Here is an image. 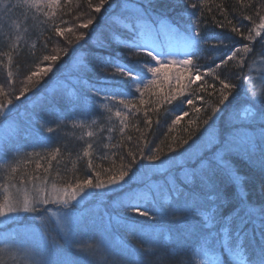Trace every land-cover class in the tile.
I'll list each match as a JSON object with an SVG mask.
<instances>
[{
    "label": "snow or ice",
    "instance_id": "6c2138e0",
    "mask_svg": "<svg viewBox=\"0 0 264 264\" xmlns=\"http://www.w3.org/2000/svg\"><path fill=\"white\" fill-rule=\"evenodd\" d=\"M113 2L114 0H101L100 6H96L94 10L100 12L105 3H108L111 8ZM203 2L204 0H200L201 6ZM152 3L153 0H147V6H144L136 4L135 0H122L121 15L114 17V20L126 33L120 46L127 50L128 57L127 60L121 59L119 56L104 58L103 70L111 69V77L105 76L102 81L94 84L86 83L82 92L73 91L71 95L67 96L60 95L58 88L49 90V99L56 107L66 102L72 110L79 109L81 112V116L71 120V126L88 129L80 137L81 139H84L85 136L89 138L85 141L80 155L81 158H89L87 167L93 170L92 178L75 177L60 186L56 182L49 184V177L52 175L53 169L52 161L57 160L61 148L55 147L45 155L35 151L21 153L14 147H7L11 144L12 139L19 135L20 128L9 119L11 111L8 106L12 104V99H8L6 103H0V126L9 130L8 135L0 137V171L3 173V176L0 177V192H2V196H0V224L5 228L10 223L18 225L17 231L6 230L0 235V264H4L3 257L5 255H19L21 252L27 257L25 264H82L83 260H86L87 264H122V261L128 258L141 255L127 243L119 246L113 245L107 239V229L102 230L99 235L86 239L79 238L85 225L82 217L76 215L75 204L79 203L80 199L87 200L88 197L99 195L95 190H107L111 193L123 192L126 184L144 183L142 177L145 173L141 172V167L144 165H141V161H159L161 159L160 150L157 148L153 151L147 147V141H145V148L139 150V155L131 150L127 151L126 156L130 159L126 167L122 166L115 173H112L110 169H104L109 173L104 179L92 164V150L98 135L97 131L93 130V126H97L99 132L106 130L108 136L105 139L108 141L112 140L113 132L119 131L122 137L120 143L116 145L106 143L103 144L104 148L123 147L124 132L130 126L129 114L133 110L139 113L141 107L152 105L143 112L144 122L150 130L153 120L149 117V112L155 113L160 107L172 105L173 101L177 99L173 91L163 90L160 82L161 74L173 65L178 64L186 70L189 66H193L192 58L199 56L204 50L203 46L210 40H217L219 44L224 43L223 39L214 34L202 36L199 24H192L182 30L177 24L169 21L165 15L150 14L148 9ZM59 4L60 0H14V2L8 0L3 5L0 15H7L17 9L21 11L22 19L13 25L17 33L21 29L28 32L29 28L39 21L45 25L52 23L51 30L57 35L63 36L64 31L56 27L54 21ZM190 7L197 9L198 3L192 2ZM256 16L258 20H254L251 15L243 16L244 20L252 21L250 27L233 24L229 19L228 24L232 25L231 32L243 37L249 43L232 49L223 59L209 66L203 74L200 73L199 66H196V74L189 77L192 84L200 81L203 76H212L214 80L219 81V99L213 113L204 120V124L208 126L205 132L214 127L213 116L221 111V107L225 106L229 97L235 99L239 95V88L244 89L245 94L248 95V102L252 105L242 115L238 114L234 122H231V138L222 137L212 158L208 160L203 157L198 158L196 165H192L191 170L185 172L187 179L181 181L185 188L199 185L202 191L207 193V200L213 202L211 208L202 212L200 209L203 201L195 198L191 192L186 196L175 178L164 187L154 188L151 185H145L139 193L135 189H131V194L127 196V199L119 202L121 209L148 219L158 217L162 219L168 215L169 209H171L174 213L182 214L176 216L175 219L184 226L187 225L188 215L201 217L200 224L205 235L200 243L192 248L185 259L178 264H222L221 257L223 255H227L232 264H264V247L260 249L258 255L250 256L243 243L249 235V231L246 230L248 225H251L252 233L258 231L261 239H264V204L255 206L248 202L246 195H241L233 213L225 217L218 212V206L214 202L219 199V195L213 191L214 177L218 172L227 175L237 185L243 183L244 178L232 167L231 157L233 155L241 156L251 165L259 167L264 173V95H257L248 87L249 84L253 87L256 84L264 86V72L260 73L258 77H254L252 69L245 63V54H254L255 52L251 45L257 42V38H260L258 41L261 48L259 54L264 56V15L257 12ZM41 17L43 20L40 19ZM93 23L94 21L89 19L79 27L88 28ZM217 26L223 27L224 25L222 22H217ZM241 28H246V33L242 32ZM2 29L3 25L0 23V30ZM65 31H71V28ZM9 39V50L4 55L7 56L8 65L11 66L13 54H18L20 36L17 35L14 40L11 37ZM83 39V34L77 36L78 41ZM238 53L241 55L238 56ZM64 55L68 56L69 54L65 51ZM74 55L75 53H73ZM73 56H69V60L65 63L71 61ZM141 56H146L149 59H137ZM58 59L57 55H43L41 63L43 61L56 62ZM230 61H234L242 70L235 73V76L242 81L239 86L229 82L223 72L218 74L216 71V69H222L223 66L228 65ZM51 71V66L41 68V72L44 73ZM57 71L59 72L60 69ZM12 75V71L9 70L8 76L12 77ZM182 75L183 73H179L175 76L177 85H179ZM37 76L38 73L35 71L28 72L24 76L23 87L19 90V94L14 96L15 100L20 101L28 92L39 95L48 88V84L34 80V77ZM164 78L167 80L166 74ZM52 80H58V77L54 75ZM98 84L99 86H97ZM207 87L213 90L210 95H215L216 84L210 83ZM201 90H203V86ZM176 91L182 93V89L178 88ZM134 93L138 95H134ZM5 95L7 94L5 93ZM197 99L203 100L204 98L197 97ZM193 104L194 100L191 97L180 101L176 108L172 109L177 112L172 124H179L185 116H188L189 113L184 110V106ZM224 110L227 111V107ZM92 111H95L100 120L105 123L101 124L100 120L84 115ZM195 111L200 113L201 108L197 107ZM62 115L63 113H56L55 127L46 123L40 125L44 132L50 134L43 138L45 143L52 138V134H58L61 130ZM113 117L118 120V126L112 123ZM88 120L90 123H87ZM209 121L212 123L210 124ZM156 123L159 124V120ZM136 130L139 131V128ZM126 139L131 140V137ZM182 144L188 145L189 140L184 139ZM191 147L192 145H189V148ZM176 150L177 145L174 142L169 151L176 152ZM184 151L188 152L189 149ZM10 152L11 155H9ZM33 157L39 158L35 164L36 169L42 167L40 159L48 160L43 176L38 172L29 173L27 171V165L32 162ZM101 158L106 159L107 157L102 156ZM174 159L175 157H170L168 161L170 168L177 167L172 163ZM178 167L183 169L184 165ZM56 175L59 176V172ZM260 187L264 191V184H261ZM169 201L170 203H168ZM50 205L53 207L50 208ZM37 213H43V215L37 217L35 215ZM27 217H30V223L25 226L22 218ZM116 220H124L127 225L126 231L138 238L144 245V255H161L162 238L168 239L162 231H157L155 226H149L151 231L143 226H137L131 216L116 217ZM112 223L113 217L110 216L109 226ZM49 225H52L51 229ZM169 231L171 230L169 229ZM180 235L182 233L178 230L177 236ZM56 236H59L63 242L62 245L57 242ZM173 252L180 254L175 248ZM210 252L213 254L210 255ZM164 255L167 256L166 251ZM137 264H142V262L137 261Z\"/></svg>",
    "mask_w": 264,
    "mask_h": 264
},
{
    "label": "trees",
    "instance_id": "16d2710c",
    "mask_svg": "<svg viewBox=\"0 0 264 264\" xmlns=\"http://www.w3.org/2000/svg\"><path fill=\"white\" fill-rule=\"evenodd\" d=\"M73 1L74 0H60V4L56 9L57 15L54 18L55 25L64 31L63 36L57 35L56 32L51 30L53 27L52 23L45 25L39 21H36L29 28L28 32H24L21 29L19 33H17L13 25L22 19L21 11L17 9L7 15H0V23L3 25V29L0 30V103H6L8 99H12V104L8 106L11 111L9 119L11 121H22V125H28L31 129L33 128V132H35V134H33L34 136L37 135L41 137L43 129L40 127H36L37 129H35L33 126L28 124L29 121L27 122L21 115L26 109L30 110L29 107L33 103H37L36 99L39 95H34L33 92H28L21 98L20 101L14 99V96L19 94V90L23 87L22 82L24 80V76L28 72H39L43 66H51L52 70L53 68L56 70L60 69L59 72H56L58 80H52L51 83L48 84V87L52 84L61 85L63 83H74L72 79L80 78L81 75L84 76L87 84H94L98 81H102L103 79L102 73L104 72L105 74V70H103V60L105 57L119 56L124 60H127L128 57L126 50L124 51L120 46V42L125 39L126 33L118 26L117 23H110V20H112L113 17L121 10L122 0H114L111 8H109L108 3H105L101 8V11L96 12L95 14L94 8L96 6H100L101 0H89V2L86 0H77L76 3L80 1L78 4H80L79 6L83 10V12L80 13H77L79 7H75V1L73 5L71 4ZM7 2L8 0H0V12H2L3 5ZM192 2L198 3L197 9H192L190 7ZM135 3L147 6V0H135ZM148 10L150 14L153 15H165L169 21L177 24L182 30L192 24H199L202 36L214 34L215 36L223 39L224 43L219 44L217 40H210L203 46L204 50L199 54V56L192 58L194 61L193 66H189V68L184 71L185 83L182 86L185 87H182V93L180 95H176L178 98L173 101L172 105H164L155 113L151 111L149 112V117L153 120V125L150 130L144 122L143 112L146 108L151 107L152 105L141 107L139 113L133 110V112L129 114L130 126L125 129L123 147L104 148L103 144L106 143H111L113 145L119 144L122 137L119 131H116L112 133V140L108 141L105 139L108 136L107 131L105 130L104 132L98 133V127L93 126V130L98 133L92 150L93 168L101 173L102 178L106 179L109 173L105 172L104 169H110L112 173H115L122 166L126 167L128 160L130 159L126 156L127 151L131 150L139 155V150L141 148H145V141H147V147L151 148L153 151L159 148L161 159L155 162L141 161V165H144V168L147 171L144 172L145 175L142 177L143 181L152 182L154 186H156L155 184L166 186L168 182L175 178L177 184L181 187V190L186 196L189 192H191L195 198L203 201L200 210L202 212H206L211 208L213 203L207 200V193L202 191L199 185H193L190 188H185L181 184V181L187 179L185 172L190 171L192 165H196L198 158L203 157L205 160L212 158L214 150L220 143L222 137L231 138V122L233 121L232 118H230V115L233 111L239 106L252 105L248 102V95L245 94L244 89L239 88V95H237L235 99L229 97V101L225 102V106L221 107V111L213 116V120L215 121L214 127L210 131L205 132V129L208 126L204 124V120L213 113L219 99V81L214 80L212 76H203L200 81L192 84L190 83L189 77L196 74V66H199L200 73L203 74L207 71L209 66H212L214 63L223 59L232 49L249 43L244 40L243 37L237 36L235 33L231 32L232 25L228 24V20L231 19L233 24H243L249 27L252 26V21L244 20L243 16L251 15L254 20H258L256 16L257 12L264 15V0H204L202 6L200 4V0H153L152 6L149 7ZM77 14L78 16L76 17ZM88 17H92L94 23L89 25L88 28H83L82 32L78 33V35L83 34L87 38L91 32H94L96 34L95 36H97L100 34H97L96 31L105 28V32L107 33L103 32L104 36H102V41L100 42L101 53L99 54V58L91 57V59H88L87 64L91 69L88 68L87 71H83L81 68H74L76 60L72 61V66L65 63V61H68L69 59V57L64 55L65 50H67L72 43L75 44L78 41L76 36L73 37L74 34H66L65 29L71 28L75 31L79 26V22L85 21ZM40 19L43 20V17ZM217 22H222L224 26L218 27ZM241 31L246 33V28H241ZM108 33L110 35H108ZM112 34H115V37ZM17 35L20 36L18 54H13V63L9 66L7 56H5L4 53L9 50V37L14 40ZM259 40L260 38H257V42L251 45L254 47V54H245V63L252 69L254 77H258L260 73L264 72V67L261 72L255 69L259 63L260 66L264 65V56L259 54L261 51L260 44L258 42ZM45 44L47 45L46 47ZM70 48L67 51L68 53ZM89 48L90 47L84 49V54L89 53ZM121 49L123 51H121ZM43 55H57L59 59L56 62L43 61L41 63ZM237 55L239 56L241 54L238 53ZM147 58L144 56L137 57V59L145 60ZM61 65H63V68H61ZM9 70L13 73L12 77L8 76ZM106 71L111 73V69ZM216 71L218 74L223 72L227 76L229 82L236 83L238 86L242 82L241 79L235 76L236 72L242 70L234 61H230L228 65L223 66L222 69H216ZM34 80L41 81V79H35V77ZM210 83L216 84L215 95H210L213 91L211 88L207 87ZM97 86H99V84ZM202 86L203 90H201ZM85 87L86 85L84 84L83 89L78 91L82 92ZM248 87L250 91H255L257 95H264V86L256 84L255 87H253V85L249 84ZM163 90L165 89L163 88ZM171 90L172 88L170 87V89L165 91ZM44 91L41 93L43 94ZM5 93L7 95H5ZM69 93L71 95V92H67V94ZM67 94H65V96H67ZM60 95H62V93ZM29 97H32V99H29ZM188 97H191L194 100L193 105L184 106V110L189 113L188 116H185L179 124L173 125L172 120L175 118L177 112L172 111V109L176 108L180 101L185 100ZM197 97H203L204 99L200 100L197 99ZM41 101V104H45L47 106L46 101ZM63 104H65L64 109L71 108V106L65 102L60 105L62 109ZM52 105L53 109L58 108L53 103ZM197 107L201 108L200 113L195 111ZM225 107H227V111L224 110ZM78 111L79 109H77V112ZM84 115L96 118L94 113H85ZM77 116H81V114H77ZM77 116L75 115L73 118ZM157 120H159V124L156 123ZM47 121L50 122L53 127L55 126V124L50 120ZM87 123H90V120H88ZM100 123L103 124V121ZM209 123L211 124L212 121H209ZM70 124L71 122H68L67 120L66 124L61 126V130L58 134H52V136L56 137H53V139L57 140L56 145L52 148L45 149V151L42 152V154L47 155V153L55 147L61 148V153L57 157V160L52 161L53 169L52 175L49 177V184L56 182L59 186L63 185L67 180L75 177L83 179L85 177L92 178L94 175L93 170L87 167V161L89 158H81L80 155L83 147L85 146V141L89 138H80L83 134V130H76L75 132L70 131L72 128ZM132 125H135L136 127H133ZM137 128H139V131L136 130ZM129 136L131 137V140L126 139ZM207 136L208 139L213 140V145L210 149L199 154L194 159L180 161L181 164H175L177 167H171L165 170L158 169V167L161 164H164V162H166L170 157L178 156V154L183 153L185 149L190 150L194 145L200 143ZM212 136H214V139ZM66 137H68V142L66 143L68 147L63 145L65 143L59 145L61 140ZM184 139L189 140L188 145L182 144ZM21 141L23 140L21 139ZM193 141H195V144H193ZM174 142L177 145V150L176 152H170L169 148ZM189 145H192V147L189 148ZM102 156H106L107 158L103 159L101 158ZM37 159L39 158L32 159V162L27 165V171L29 173L38 172L41 176H43L44 167L47 166L48 160L40 159L39 162L42 167L40 169H36L35 164ZM231 161L233 169L244 178L242 184L237 185L233 183L230 178L222 172H218L214 177L215 187L213 191L215 194L219 195V199H217L214 203L218 206L219 214L225 217H228L233 213L236 208L238 198L241 195H246L248 202L255 206L264 204V191H262L260 187L261 184H264V173L261 172L259 167L251 165L246 159L239 155H233L231 157ZM182 164L184 165V168L180 169L178 166ZM133 171H135V169H133ZM57 172H59V176L56 175ZM129 176L131 177V173ZM127 179L128 178L126 177V180ZM93 182L95 183V180H93ZM139 185L140 184L136 183L131 185L126 184L123 192L117 191L115 193L108 192L107 190H95L99 193V195L89 197L87 200H84L81 205L75 206L76 215L89 212L95 207L101 208L100 213L102 216V222L94 226H90L88 222L84 230L87 227H90L92 230L91 234L94 236L99 235L102 230L107 229V239L113 245L118 246L119 243H127L136 249L138 253H141V255L122 261V264H137V261H141L142 264H178V262L185 259L192 248L196 247L197 244L200 243L202 237L205 235V232L202 230L200 224L201 217L188 215L187 225L184 226L180 225L175 219L176 216H181L182 214L174 213L171 209H169L168 215H165L162 219L159 217L156 219L139 217L134 213H129L126 210L121 209L119 207V202L127 199V196L131 194V189H135L137 192ZM168 203H170V201ZM165 206L167 207V204H165ZM49 207L51 208L53 206L50 205ZM42 214L43 213H37L35 215L39 217ZM110 216L113 217V223L109 226ZM129 216H131L132 220L137 223V226H143L150 231L152 229L149 226H155L157 231H162L168 237L167 240L162 238L160 246L161 255H144V245L140 243L138 238L134 239V236L131 237L132 235L126 231L127 225L124 220H116V217ZM29 223L30 221L28 224ZM49 226L52 227V225ZM169 229L171 231H169ZM178 230L182 233V235L177 236ZM246 230L249 231V235L243 242L244 246L247 248L250 256L258 255L260 249L264 247V239H261L258 231L255 233L251 232V225H248ZM81 235L82 232H80L79 238ZM55 238L59 244H63L59 236H56ZM174 248L178 250L180 253L179 255L173 252ZM165 251L167 252V256L164 255ZM221 261L222 264H232V261L227 255H223L221 257ZM82 264H87V261L83 260Z\"/></svg>",
    "mask_w": 264,
    "mask_h": 264
},
{
    "label": "rangeland",
    "instance_id": "374dc122",
    "mask_svg": "<svg viewBox=\"0 0 264 264\" xmlns=\"http://www.w3.org/2000/svg\"><path fill=\"white\" fill-rule=\"evenodd\" d=\"M75 1V7H79V9H78V12L77 13H80V12H83V10L81 9V7L79 6L80 4H78V3H80V1H78L77 3H76V1L77 0H74ZM74 1L73 2H71V4L73 5V3H74ZM87 2H89V0H86ZM138 1V0H137ZM63 9V8H62ZM64 10V9H63ZM96 13V11L94 12V14ZM93 14V15H94ZM115 15V14H114ZM121 15V10L117 13V15L116 16H114V17H117V16H120ZM78 16V14L76 15V17ZM114 17H113V19L112 20H110V23H113V24H116V22H115V20H114ZM89 19H92L93 20V18L92 17H88L85 21H81V22H79V25L80 24H82V23H86ZM112 21V22H111ZM82 29L83 28H81V27H79L78 26V28H76V30L74 31V30H72L71 29V31H65V33L66 34H74V36L73 37H77L78 36V33H81L82 32ZM66 30V29H65ZM96 34L94 33V32H91L90 34H89V36H87V38H86V36H84V39L83 40H79V41H77L75 44L74 43H72L69 47H68V49L70 48V51H69V55L68 56H66V57H69V56H73V53H75V55L73 56V59L71 60V61H69L68 62V64L70 65V66H72V61L73 60H75L76 58H78L77 59V61L75 62V65H74V68H76L77 66H80V65H83V59H84V52H85V50L84 49H86L87 47H90L91 46V48H93V45H94V43L97 41L98 42V44H100V42L102 41V35H97V36H95ZM108 35H110L109 33H108ZM114 37H115V34H112ZM117 38V37H116ZM89 43H88V42ZM84 43H85V46H84ZM88 43V44H87ZM74 44V45H73ZM86 47V48H85ZM68 49L67 50H65V51H68ZM122 49L125 51L126 49H124L123 47H122ZM121 49V51H123ZM126 54H127V50H126ZM128 55V54H127ZM144 57H146V56H144ZM147 58V57H146ZM147 59H149V58H147ZM69 60V59H68ZM257 65V64H256ZM44 67V66H43ZM263 67H264V65H261L260 66V63L255 67V69L257 70V71H259V72H261L262 70H263ZM58 70V69H57ZM55 68H53V70L51 71V72H48V73H44V72H41V70L39 71V72H37L38 73V76L37 77H35V79H41V81L42 80H44V81H42V83H46V82H48V81H52V77L54 76V75H56L57 73L56 72H58ZM185 69L184 68H181L180 67V65H173V66H170L165 72H163L162 74H161V85H162V87L165 89V90H168V89H170V87L172 88V90L171 91H173V94L174 95H180L181 94V92H179V91H176V89H182V91H183V88L182 87H185V86H182L184 83H185ZM179 73H183V75L181 76V79H180V83H179V85H177V83H176V80H175V76L177 75V74H179ZM103 75H102V77H105V76H109V77H111V75H112V73H109V71H105V74H104V72L102 73ZM165 74H166V76H167V80H165ZM259 76V75H258ZM73 80V82L74 83H63V84H61L62 86H64V89H68V91L69 92H73V91H75V92H80V91H78V90H80V89H83V87H84V84L86 85V79L84 78V76L83 75H81L80 76V78H76V79H72ZM164 83V84H163ZM46 84H50L49 82L48 83H46ZM53 85V84H52ZM55 88H57V87H55ZM65 94H67V93H65ZM135 94V93H134ZM67 95H70V93L69 94H67ZM136 95V94H135ZM154 99V98H153ZM63 109H64V107H65V104H63ZM252 106H249V105H245V106H239L231 115H230V118H232V121L234 122L235 121V119H236V116L239 114V115H242L243 113H244V111L246 110V109H248V108H251ZM58 109H62V108H58ZM71 109V108H70ZM55 110H57V109H55ZM58 113V112H57ZM71 113H72V115H77V111L75 110V111H71ZM92 113H94V116L96 117V119H98V120H100V117L95 113V111H92V112H89L88 114H92ZM105 115H106V113H105ZM171 115V114H170ZM172 116V115H171ZM32 119H34V118H32ZM36 119H34V121H35ZM101 121H103V120H100V122ZM15 122V125H18L19 126V128H20V131H19V135L18 136H16V137H14L13 139H12V141H11V144L10 145H8L7 147H9V148H12V147H14L15 149H18L21 153H30V152H33V151H35V152H40V153H42V152H44L45 151V149H48V148H52L53 146H55L56 145V143H57V140L56 139H53V137H55V136H52V138L47 142V143H45L44 142V137L45 136H49V134L48 133H46V132H44L43 130H42V133L43 134H41V137H39V136H37V135H33V134H35V132H33V128L31 129L28 125H21V123H18V122H16V121H14ZM28 122V121H27ZM48 124V125H51L52 126V124L50 123V122H48L47 120H37V123L35 122V123H30V122H28V124H30L31 126H33L35 129H37L36 127H40V125L41 124ZM65 122H63V124H64ZM105 123V121H103V124ZM112 123L114 124V125H117L118 126V120L115 118V117H113V121H112ZM55 127V126H54ZM41 128V127H40ZM42 129V128H41ZM78 131V130H83V133L85 132V131H87L88 129H81V128H79V127H77V128H71V131L72 132H75V131ZM31 132V133H30ZM213 132V131H212ZM98 133H101V132H99L98 131ZM9 134V130L8 129H6V128H4L3 126H0V137H4L5 135H8ZM208 135V134H207ZM98 136V135H97ZM86 137V136H85ZM213 137V139H214V136H212ZM56 138V137H55ZM68 137H66V138H63V140H61V143H59V145H61V144H63V143H65V144H63V145H65L66 147H68L67 146V139ZM21 139L23 140V141H21ZM212 145H213V140L212 139H208V136L207 137H205L200 143H198V144H196V145H194L193 146V148H191L188 152H183V153H179L178 154V156H176L175 157V159H174V161H172V163L173 164H181V162L180 161H183V160H186V159H194L195 157H197L199 154H201V153H203V152H205V151H207L208 149H210L211 147H212ZM9 155H11V152L9 153ZM34 158H36V157H33L32 159H34ZM176 158H177V161H176ZM170 159V158H169ZM169 159L166 161V162H164V164H161L159 167H158V169H160V170H165V169H168V168H170V164L168 163V161H169ZM176 161V162H175ZM162 163V162H161ZM141 172L142 173H144V172H147L146 171V169L144 168V167H141ZM3 176V173H2V171H0V177H2ZM147 183V184H146ZM159 184H160V182H159ZM145 185H153L152 184V182H149V181H144V183H142V184H140L139 186H140V190L137 192V193H139V192H141L143 189H144V187H145ZM156 186H154V188L155 187H164V185H158V184H155ZM60 186V185H59ZM0 196H2V192H0ZM89 198V197H88ZM84 201V199H80V201H79V203H77V204H75V206H79V205H81L82 204V202ZM52 208V207H51ZM55 210V209H54ZM96 211H98V210H96ZM85 213H83V214H80V215H77V216H80V217H82V219H83V221H84V225L86 226V223L87 222H89L90 221V218H88L87 216H85L84 215ZM43 215V214H42ZM92 219H94V220H99L100 219V217H96V218H92ZM26 220H28V221H26ZM29 220H30V218H22V222H23V224L25 225V226H27L28 225V222H29ZM85 226L82 228V235H81V239H86L87 237H92L93 236V234H91V229H90V227H87L85 230H84V228H85ZM17 229H18V225H16V224H12V223H10V224H8V226H7V228H5V226L4 225H2V224H0V235H2L3 234V232L4 231H6V230H11V231H13V232H15V231H17ZM88 229H90V230H88ZM88 230V231H87ZM211 254H213L212 252H211ZM3 260H4V264H25V261L27 260V257H25L24 256V254L21 252V253H19V255H15V254H7V255H5L4 257H3ZM6 262V263H5Z\"/></svg>",
    "mask_w": 264,
    "mask_h": 264
},
{
    "label": "bare ground",
    "instance_id": "6f19581e",
    "mask_svg": "<svg viewBox=\"0 0 264 264\" xmlns=\"http://www.w3.org/2000/svg\"><path fill=\"white\" fill-rule=\"evenodd\" d=\"M105 31H106V28L105 29H102V30H97L96 33L104 36V33H107ZM105 35H107V34H105ZM88 51H89V53L84 54V59L82 60L83 61V65L77 66L78 68L83 69V71H87L88 68H90V66H88V64H87L88 63L87 62L88 59H91V57L92 58H99V54L101 53L100 44H98V42L96 41L94 43V45H93V48H91V46H90V48L88 49ZM77 59L78 58H76L75 60L77 61ZM74 65H75V63H74ZM55 87H57L59 89V94L62 93V95H65V92L66 93L69 92V91H67V89H64V86H62L60 84L51 85L50 87H48L47 89H45L46 91H44L43 94L42 93L39 94L38 98L36 99V102L37 103H33L29 107L30 110H27L26 109L23 112V114L21 115L23 117V119H25L26 121H29L31 123H35V122L37 123V120H50L51 122L54 123L56 121V119H57L56 113L58 112V113H63V115L61 116V119L63 120V122H65L64 124H66L67 120H68V122H71V120L73 119V117L76 115V114L75 115H72V113H71V111H74V110H72V109H58V108H61V106L58 107L57 110H55V109H53L52 102L49 101L50 100L49 99V95H48L49 90L52 89V88H55ZM41 100L46 101L47 106L45 104H41V102H42ZM77 114H81L80 110L77 112ZM64 117H67V119H64ZM32 118H34L36 120L34 121V119H32ZM16 122H18V121H16ZM21 122H18V123H21ZM137 189L139 191L140 190V186ZM99 209H101V208H99ZM96 210L97 209H93V210H91L89 212H86L84 214L85 216H87L88 218H90V222H89V225L90 226H94V225L100 224L102 222L100 219L99 220L92 219V218H96V217H101L102 218L101 213L99 212V210L98 211H96ZM26 221H28V220H26ZM49 228L51 229L50 226H49ZM52 235H55V233H52ZM131 237H133V236H131ZM134 239H136V237H134ZM121 244H123V243H119V245H121Z\"/></svg>",
    "mask_w": 264,
    "mask_h": 264
}]
</instances>
